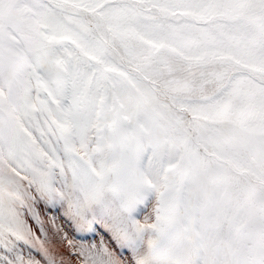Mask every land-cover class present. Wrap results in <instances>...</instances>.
<instances>
[{
	"label": "snow or ice",
	"instance_id": "obj_1",
	"mask_svg": "<svg viewBox=\"0 0 264 264\" xmlns=\"http://www.w3.org/2000/svg\"><path fill=\"white\" fill-rule=\"evenodd\" d=\"M0 264H264V0H0Z\"/></svg>",
	"mask_w": 264,
	"mask_h": 264
},
{
	"label": "rangeland",
	"instance_id": "obj_2",
	"mask_svg": "<svg viewBox=\"0 0 264 264\" xmlns=\"http://www.w3.org/2000/svg\"><path fill=\"white\" fill-rule=\"evenodd\" d=\"M49 215H54V213H50ZM58 222L63 224V221H58Z\"/></svg>",
	"mask_w": 264,
	"mask_h": 264
}]
</instances>
